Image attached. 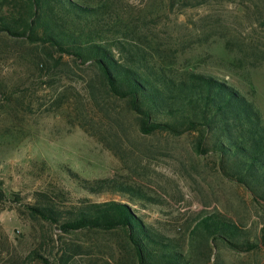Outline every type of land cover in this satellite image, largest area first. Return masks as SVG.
<instances>
[{"label":"rangeland","instance_id":"obj_1","mask_svg":"<svg viewBox=\"0 0 264 264\" xmlns=\"http://www.w3.org/2000/svg\"><path fill=\"white\" fill-rule=\"evenodd\" d=\"M110 3L124 18L148 23L198 70L252 99L264 120V0ZM226 41L233 42L234 53L225 51ZM243 54L259 66L230 64L233 55ZM51 57L41 47L0 35V256L7 254L13 264H41L28 260L41 248L52 264L64 251L70 264L134 260L120 232L63 233L32 217L27 207L43 194L62 210L81 198L128 203L152 228L181 242L196 214L217 211L243 225L258 246L240 253L211 244L210 264L215 256L219 264H264V205L224 179L212 156L197 155L191 136L142 135L124 101L96 84L90 88L94 69ZM72 174L85 180L123 176L148 199L132 205L123 196L91 195Z\"/></svg>","mask_w":264,"mask_h":264},{"label":"trees","instance_id":"obj_2","mask_svg":"<svg viewBox=\"0 0 264 264\" xmlns=\"http://www.w3.org/2000/svg\"><path fill=\"white\" fill-rule=\"evenodd\" d=\"M169 1L174 6L175 0ZM0 35L41 47L58 61L68 57L91 67L95 72L90 88L96 84L124 101L139 133L191 136L197 155L212 156L224 179L264 205L260 110L226 80L198 70V63L164 43L148 23L138 17L124 18L110 0H0ZM232 46V41H226L225 51L234 53ZM251 60L245 54L233 55L230 64L246 70L259 66ZM72 175L78 188L91 195L123 196L132 205L148 199L123 176L85 180ZM39 195L41 199L27 207L29 213L63 233L120 232L134 259L122 264H210L211 244L240 253L253 252L258 246L243 225L217 211L196 214L187 240L181 242L152 228L128 203L81 198L77 206L62 210L46 195ZM261 235L264 242V225ZM7 258L3 253L0 264H13ZM30 259L52 264L41 248L33 250ZM71 259L64 251L54 264H70ZM212 264H219L218 257Z\"/></svg>","mask_w":264,"mask_h":264}]
</instances>
